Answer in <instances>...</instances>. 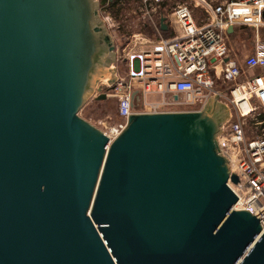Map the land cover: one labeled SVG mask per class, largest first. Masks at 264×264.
<instances>
[{
	"label": "water",
	"instance_id": "1",
	"mask_svg": "<svg viewBox=\"0 0 264 264\" xmlns=\"http://www.w3.org/2000/svg\"><path fill=\"white\" fill-rule=\"evenodd\" d=\"M99 9L0 0V264H264L228 184L225 101L133 112L112 141L78 115L115 82Z\"/></svg>",
	"mask_w": 264,
	"mask_h": 264
},
{
	"label": "built area",
	"instance_id": "2",
	"mask_svg": "<svg viewBox=\"0 0 264 264\" xmlns=\"http://www.w3.org/2000/svg\"><path fill=\"white\" fill-rule=\"evenodd\" d=\"M141 2L140 16L148 20L152 33L132 32L117 47L127 70L115 77L113 86L121 120L101 130L112 141L133 112L179 111L172 108L181 105L198 110L209 97L218 96L231 113L218 138L221 153L231 162L230 173L234 171L238 179L228 181L238 196L234 208L252 212L264 228V74L235 81L241 69L228 56L226 43L229 25L250 26L256 34L254 48L243 64L264 68V0H178L167 14L170 36L162 35L159 27L157 11L163 1ZM195 7L204 11V20L194 16ZM101 12L114 38L117 21L106 8ZM217 81H235L229 98L216 87Z\"/></svg>",
	"mask_w": 264,
	"mask_h": 264
},
{
	"label": "rangeland",
	"instance_id": "3",
	"mask_svg": "<svg viewBox=\"0 0 264 264\" xmlns=\"http://www.w3.org/2000/svg\"><path fill=\"white\" fill-rule=\"evenodd\" d=\"M99 1V0H98ZM129 2L126 4V8L122 10L117 15L114 12H111L112 17L116 19L118 28L115 31L114 34V43H115V52L117 50V47L121 46L123 41H126L128 37H130V34L135 31H141L144 32L143 24L148 22V20L141 18L139 7H141V0H128ZM162 4L160 5V12L159 9L157 11L158 13H169L173 6L175 5L178 0H162ZM185 1V0H183ZM100 17H102L101 8L99 9ZM155 14V16L157 15ZM194 16L197 17L199 21L205 19L204 11H202L199 7H195ZM149 23V22H148ZM150 25V23H149ZM236 31L239 34L237 43L235 46V53L233 54L234 58L241 62L244 58V55L246 53L253 51V44L255 39V31L248 26H237ZM149 33L150 32H144ZM262 36H264V32H262ZM227 43V41H226ZM117 59L115 60V63H113V66H110V68H113L115 72H111L110 70L106 72L105 78L102 80L104 83L107 82V79H112L126 73V68L120 60V53L117 51ZM261 74L264 73L260 69H257L255 72L247 73V75H253V74ZM106 81V82H105ZM221 82V81H217ZM216 82V83H217ZM114 83L112 84V87L105 90L106 98L99 99V101L96 99L95 96L90 97L83 108L78 112V115L81 118L87 119L89 122H91L94 126H96L98 129H107L109 127L114 126L121 120V117H119L117 113V101L114 96V90H113ZM139 104H137L138 106ZM172 109H176L181 111L182 109H188L187 105H181L173 107Z\"/></svg>",
	"mask_w": 264,
	"mask_h": 264
},
{
	"label": "crops",
	"instance_id": "4",
	"mask_svg": "<svg viewBox=\"0 0 264 264\" xmlns=\"http://www.w3.org/2000/svg\"><path fill=\"white\" fill-rule=\"evenodd\" d=\"M161 13H158V15H160ZM168 14V13H167ZM167 14H164V13H162L161 14V17L162 16H164V18H165V22H166V24L168 23V17H167ZM161 17H159L160 19H159V25H160V23H161ZM245 25V24H244ZM244 25H242V26H244ZM237 26H241L240 24H234V25H232V29L231 30H227V32H228V34H227V37H226V41H227V47L229 48V53H228V56H230V58H233L236 62H237V64H239V66H240V69H241V74L238 76V78L235 80V81H238V82H240V81H243L244 79H246V77L247 76H249V75H247V73H251V72H255L257 69H260L262 72H264V68L262 67V68H260V67H253V68H248V67H245V64H243V62H244V60H245V57L248 55V54H250L251 52H249V53H246L245 55H244V58H243V60L241 61V62H238L235 58H234V56H233V54L235 53V44L237 43V40H238V38H242V37H238L239 36V34L237 33V31H236V27ZM160 28H161V25H160ZM163 31V32H162ZM161 34L162 35H164V36H170V35H172V30H171V27H169L168 25H167V27L166 28H161ZM254 48V47H253ZM261 74H264V73H261ZM235 81L234 82H230V83H223V82H217L216 83V87L219 89V90H221L222 91V93H223V95H224V97H226V98H229V96H230V89L232 88V86L234 85V83H235ZM228 105V104H227ZM229 106V105H228ZM230 108V107H229ZM231 116V115H230Z\"/></svg>",
	"mask_w": 264,
	"mask_h": 264
},
{
	"label": "trees",
	"instance_id": "5",
	"mask_svg": "<svg viewBox=\"0 0 264 264\" xmlns=\"http://www.w3.org/2000/svg\"><path fill=\"white\" fill-rule=\"evenodd\" d=\"M126 2L128 3L129 1H126ZM99 3H100L101 9L106 8L108 11L114 12L116 15L118 13H120L122 10H124L126 8V4H127L126 3L125 5H122V4L118 3V0H99ZM143 28H144V30H143L144 32H150L151 31V26L149 25L148 22L143 24ZM120 60H121V58H120ZM121 62H122V60H121ZM263 116H264V114H263Z\"/></svg>",
	"mask_w": 264,
	"mask_h": 264
},
{
	"label": "bare ground",
	"instance_id": "6",
	"mask_svg": "<svg viewBox=\"0 0 264 264\" xmlns=\"http://www.w3.org/2000/svg\"><path fill=\"white\" fill-rule=\"evenodd\" d=\"M103 82H104V81H103ZM105 82H106V81H105ZM237 97H239V96H237ZM233 170H234V169H233ZM233 174H235V173H234V171L232 172V175H233ZM229 179H230V184H232V183H234V182H235V181H233V179H232V178H229Z\"/></svg>",
	"mask_w": 264,
	"mask_h": 264
}]
</instances>
